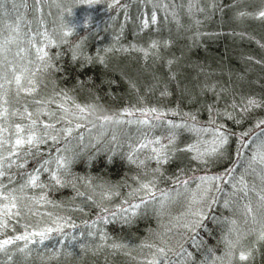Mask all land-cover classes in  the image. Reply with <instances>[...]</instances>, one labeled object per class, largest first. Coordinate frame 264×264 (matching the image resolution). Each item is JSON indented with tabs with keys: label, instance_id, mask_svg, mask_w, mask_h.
<instances>
[{
	"label": "trees",
	"instance_id": "trees-1",
	"mask_svg": "<svg viewBox=\"0 0 264 264\" xmlns=\"http://www.w3.org/2000/svg\"><path fill=\"white\" fill-rule=\"evenodd\" d=\"M49 1L0 24L49 36ZM87 1L51 2L82 13L23 52L34 91L0 78V264H264V0ZM200 179L198 212L156 206Z\"/></svg>",
	"mask_w": 264,
	"mask_h": 264
},
{
	"label": "rangeland",
	"instance_id": "rangeland-1",
	"mask_svg": "<svg viewBox=\"0 0 264 264\" xmlns=\"http://www.w3.org/2000/svg\"><path fill=\"white\" fill-rule=\"evenodd\" d=\"M54 0H50L48 3V7L45 9V12L52 15V22L48 24L49 28H51L49 32V36H65L64 34L61 35L62 33L60 32L59 28L64 25L62 22L65 21L67 23L70 19L69 26L73 27L71 25V22L73 20L72 17L81 14L82 12L79 10L71 9L67 11H60L59 13L56 12L55 6H53ZM79 1L78 7H80L84 13H86L87 9L86 6L83 5L84 2L82 0H77ZM88 2V1H87ZM83 13V14H84ZM7 14V11H0V16H4ZM21 15H22V10H21ZM46 19V18H45ZM38 23L40 24L41 22V17L37 16ZM47 26V25H46ZM7 25L3 23L2 25L0 24V41H4L6 37H9L8 34L12 33L13 31L11 28H6ZM67 30L69 28L67 27ZM16 34L15 39H13V43L8 44L6 47H10L12 49H16V52L11 53L8 50H4L0 52V78L4 81L8 80H13V76L15 74H20L21 72V64H23L26 59L23 56V52L29 51L34 49L32 46V43L35 45L40 44L42 39H45L42 34L44 33H38L37 38L35 40H32V43H30L28 39L21 38V33L14 32ZM21 49H24V51H20ZM5 89H1V94H4ZM201 183L195 184V187L190 190H184V191H179V192H174V193H169L164 196H162L161 200L157 203V207L161 209L162 211H175L176 209H185L187 213H196L199 211V204L202 200H206V195L208 192V184L205 179H200L199 180ZM206 187V188H203Z\"/></svg>",
	"mask_w": 264,
	"mask_h": 264
},
{
	"label": "snow or ice",
	"instance_id": "snow-or-ice-1",
	"mask_svg": "<svg viewBox=\"0 0 264 264\" xmlns=\"http://www.w3.org/2000/svg\"><path fill=\"white\" fill-rule=\"evenodd\" d=\"M37 2H39V0H37ZM3 4H4V0H0V8L3 7ZM259 16L260 17H264V11L260 12L259 13ZM151 20H152V23L153 24L156 23V16H155V14L152 15ZM144 26L145 27L148 26V21L147 20L144 21ZM11 30L13 32H18L19 31V24H17L16 27L15 28H12ZM0 34H2V33H0ZM42 35L44 36V38L46 40H48V44L54 43V41L48 39L46 33H44ZM13 42L14 41H13L12 38L6 37L4 39V41H3V43L0 44V50H5L6 49V46L8 44L13 43ZM29 42L32 43L31 40ZM32 46L36 48L37 58L39 60L42 61V60L45 59V57L48 56V53L45 50V48H46L47 45L40 46V47H36V45L34 43H32ZM153 47H155V45H153ZM20 51H24V49H21ZM25 72H27V69L26 68L23 69L20 72V74H15L13 76V80H14V83L17 86L18 90L25 91V92H27V93L30 94L31 91H34V88H25L24 85L22 84V80H25L26 79L27 80V84H29V85H32L33 84V81L31 79H28L27 77L24 76V73ZM13 80H8L7 82L8 83H12ZM2 88H4V85L3 84H0V89H2ZM4 103H7V101L5 100ZM250 103H252V102L250 101ZM25 111H27V110H25ZM152 111L154 112L155 109H152ZM6 113H7V109L5 108L3 110V113H0V115H4ZM27 115H28L29 118H31L32 113L29 112V113H27ZM36 123H37L36 120H32L31 125H29V126H22L20 124H17L15 126V129H16V139L12 143V149H13V151L10 153V155H16L17 154V151L19 149H21V148H24L26 145L27 146H33V147H35L39 143L43 142L37 136V134L34 131H31V129L35 127ZM44 127L47 128V127H50V125H44ZM26 128L28 129L27 134H25L26 133ZM225 142H226V138L221 133L220 134V143L223 144ZM214 151H215V149H214ZM254 159H255V157H254ZM260 160H261V162H264V155H262L260 157ZM61 166H63V165L61 164ZM2 175H4V173L3 172H0V176H2ZM54 178H55V176H54ZM36 179H37V177L33 176L30 179V183L34 185L35 182H36ZM4 198L7 199V197H4ZM261 199L264 200V197H261ZM12 207L13 208L16 207V204L14 202L12 203ZM9 211H10V209H9ZM247 211L248 212H251L252 209L250 207H248L247 208ZM35 235L41 236L43 238L46 234L43 233V232H38V233H35ZM15 239L16 240H21V239L28 240V236H17V237H15ZM261 239H264V233L261 234ZM12 242L13 241H10V240H4L2 243H0V251H2L5 246H7L8 244H10ZM161 251H163V250L161 249ZM249 255H250V253H245V252L242 251V252H240L238 259L241 260V261L247 260L249 258Z\"/></svg>",
	"mask_w": 264,
	"mask_h": 264
}]
</instances>
